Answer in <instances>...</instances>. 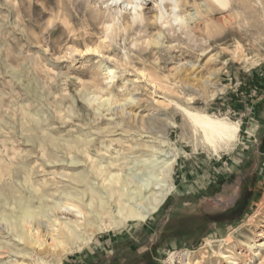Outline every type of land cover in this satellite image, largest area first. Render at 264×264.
I'll use <instances>...</instances> for the list:
<instances>
[{
  "label": "rangeland",
  "instance_id": "rangeland-1",
  "mask_svg": "<svg viewBox=\"0 0 264 264\" xmlns=\"http://www.w3.org/2000/svg\"><path fill=\"white\" fill-rule=\"evenodd\" d=\"M154 4L132 22V10L101 0H0V190L66 201L63 192L84 189L71 175L88 165L74 141H103L104 161L119 152L127 167L174 148V189L156 212L93 222L79 247L45 264H182L185 250L190 264H229L231 252L238 264H264V0L181 5L216 41L192 58L185 50L204 45V35L155 25ZM182 108L237 123L236 139L213 151ZM71 160H79L74 169Z\"/></svg>",
  "mask_w": 264,
  "mask_h": 264
},
{
  "label": "bare ground",
  "instance_id": "bare-ground-1",
  "mask_svg": "<svg viewBox=\"0 0 264 264\" xmlns=\"http://www.w3.org/2000/svg\"><path fill=\"white\" fill-rule=\"evenodd\" d=\"M101 1L107 8L111 7V4H118L119 7L123 4V9L132 10V22L143 21L145 19V5L150 1H153V4L155 2V12L153 14L155 25H157V21H159L161 25H169L173 32L178 27L177 30L182 29L185 31V34L192 32L194 34L198 33L204 35L203 38H205L204 40L206 41L204 45L195 44L190 49L185 50V52H187L186 54L191 58L201 56L202 53H205L207 49L213 45V42H216L215 39H212L208 23L202 26V21H196V18L190 14L182 15L179 11L181 5L188 6L190 0ZM204 1L208 6L209 4L217 3L219 6L225 7L227 4V0ZM120 11L121 10H119V12ZM198 14L200 15V13ZM114 19L115 17L112 15L111 21ZM117 20H119V18H117ZM112 24L111 27L108 26L110 34H107L106 37L113 38V36H115L111 34L113 30ZM126 27L127 25L124 26L125 30ZM174 36L175 34L170 37L165 36V38L169 40L174 38ZM224 37L226 38L227 34ZM93 49L94 48H92V50ZM157 49L160 50L162 47L159 46ZM196 51H201L202 53L198 54ZM182 65L185 66V63ZM112 71L111 69L107 71L110 78H113L111 76ZM148 76L152 79L151 82H153L157 88L162 84L158 76ZM162 86L163 85L160 87ZM125 94H127V92ZM119 108L121 114L124 116L129 114V111L126 112L125 106ZM182 109L188 119L193 123L192 127L194 133L198 134L202 143L213 151L216 152L224 148L231 143V141L236 139L239 130V125L237 123L208 113L205 114V112H192L187 108ZM142 123L143 124H139L141 128L147 129V132L153 131L151 125H148L147 121ZM172 125L176 124L172 122ZM110 139L111 138H109L108 145L112 147L113 140ZM125 140L123 142H125ZM81 141L79 147L77 145L78 142L74 141L75 145L70 148L76 149L77 151L81 150L86 157L85 163L88 165H85L83 173L76 174L77 178H72L71 175L72 179L70 178V181L73 180V182H75L74 180H76L81 182L82 185L84 183V189L78 190L75 187V191L63 192L62 194L64 196L59 197L60 199L64 198L66 201H70V203L61 200L48 203L47 196L43 194V191H41V193H39V191H33L35 193L33 197L27 198L19 191L15 189V191L11 190L12 187L9 191H1L2 189L0 188V264H45L49 256L53 257L55 260H59L58 258L63 252L79 247V242L82 240L80 239L79 233L83 230L87 232L86 228L91 226L93 222H100L103 218H108L110 222L112 221V223L115 224L132 220L145 221L146 218L156 212L167 195L174 189V185L169 181V177L172 174V168L178 157L176 149L171 148V151L160 153L163 156L162 159L156 158L157 153L150 151L153 154V159L150 161H146L145 159L137 162L130 161V164L133 162V165L127 167L128 161L126 158L128 156L122 155L123 157H121L119 152H115V155H107V161H104V149L105 153L109 150L106 148L103 141L100 142L99 146L96 145L92 138ZM143 146H146L145 148L148 149L147 143ZM124 149H126V147ZM69 152L73 153V150ZM152 163H156L153 169L149 166V164ZM66 165L68 168L74 169L79 165V160H71ZM137 169L142 170L140 174L137 172ZM52 196L54 197V195ZM34 199L38 202L37 206L34 204ZM75 201L77 203L73 204L72 202ZM230 201H232V199H229V202ZM69 215H72L74 220H72ZM257 235H260V233H257ZM253 246L254 243H249L247 247L251 249ZM259 246L264 248V243H261ZM173 257L174 254H171L168 260L171 261ZM225 257L227 258V263L238 264L234 253L231 252L230 255H225ZM178 259L182 264H190V252L187 250L181 251L178 255Z\"/></svg>",
  "mask_w": 264,
  "mask_h": 264
}]
</instances>
